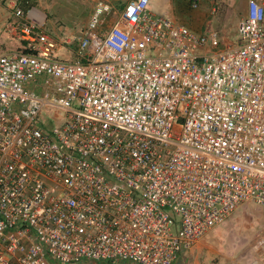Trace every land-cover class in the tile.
I'll return each mask as SVG.
<instances>
[{
  "label": "built area",
  "instance_id": "obj_1",
  "mask_svg": "<svg viewBox=\"0 0 264 264\" xmlns=\"http://www.w3.org/2000/svg\"><path fill=\"white\" fill-rule=\"evenodd\" d=\"M33 1L5 3L2 25L0 264H172L264 205V0L230 45L150 0H97L60 38Z\"/></svg>",
  "mask_w": 264,
  "mask_h": 264
},
{
  "label": "rangeland",
  "instance_id": "obj_2",
  "mask_svg": "<svg viewBox=\"0 0 264 264\" xmlns=\"http://www.w3.org/2000/svg\"><path fill=\"white\" fill-rule=\"evenodd\" d=\"M181 1L182 3H173V12L169 16H156L182 24L199 35L216 33L226 45L235 41L236 28L244 16L248 0H201L196 9H192L187 0ZM2 4L5 7V3ZM91 9L80 4L79 12L75 8L65 11L63 15L48 16L45 29L60 38L64 36L61 33L78 37L87 23ZM213 9L215 12H212ZM52 23L53 26H50ZM2 41L0 39V48ZM68 49L74 58L75 44ZM65 52L61 48V55ZM0 54H3L2 51ZM263 247L264 205L244 203L199 239L192 248L182 251L172 264H264L260 259Z\"/></svg>",
  "mask_w": 264,
  "mask_h": 264
},
{
  "label": "crops",
  "instance_id": "obj_3",
  "mask_svg": "<svg viewBox=\"0 0 264 264\" xmlns=\"http://www.w3.org/2000/svg\"><path fill=\"white\" fill-rule=\"evenodd\" d=\"M9 0H0V39L3 40L1 43L2 53H7L13 48H16V43H14L12 40L6 39V36L2 33V25L6 18L8 17L7 9L3 6L2 3H7ZM97 0H34V11L30 13V18L38 25H43L44 28L46 26V22L48 21V16L56 17V15L60 14L63 15L65 11L70 9H77V11H80V4H84L86 6H89L93 9L94 3ZM108 3H110L115 9L121 10L123 6L129 1V0H105ZM188 1V0H187ZM201 0L199 1V3ZM68 3V4H66ZM173 3H182L181 0H150V11L154 14H160V15H166L169 16L170 13L173 12ZM5 5V4H4ZM91 9V10H92ZM159 12V13H157ZM64 17V16H62ZM69 17V16H68ZM53 19V18H52ZM56 19V18H55ZM54 21V20H53ZM57 22V20H55ZM70 21V20H69ZM182 25V24H180ZM53 26V23L52 25ZM5 46V47H3ZM69 46L65 47V53H62V55L66 59H73L71 50L68 49ZM0 51V52H1ZM72 56V57H71Z\"/></svg>",
  "mask_w": 264,
  "mask_h": 264
}]
</instances>
